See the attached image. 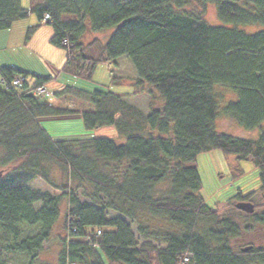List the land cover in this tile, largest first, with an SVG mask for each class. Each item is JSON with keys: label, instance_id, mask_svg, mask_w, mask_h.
<instances>
[{"label": "trees", "instance_id": "1", "mask_svg": "<svg viewBox=\"0 0 264 264\" xmlns=\"http://www.w3.org/2000/svg\"><path fill=\"white\" fill-rule=\"evenodd\" d=\"M190 3L201 14L212 5L221 25L185 11ZM31 10L52 27L50 43L65 50L67 76L89 82L97 62L125 58L135 73L132 95L146 87L162 107L146 115L119 95L73 87L36 97L49 79L34 76L30 84L27 74L0 69V264H16L14 257L39 264L61 219L58 264H264V249L232 252L240 229L229 213L205 204L195 166L197 156L211 152L251 158L264 192V0H33ZM26 17L20 0H0V31ZM255 26L260 30L244 31ZM107 32L103 44H85L88 35ZM94 45L100 46L96 59L88 55ZM216 86L235 101L220 108ZM59 98L72 99L77 110L59 108ZM75 115L86 132L111 127L116 136L54 140L40 121ZM220 116L257 138L218 133ZM48 162L93 204L50 183ZM35 179L61 194L33 189ZM253 196L238 193L232 200L249 203ZM235 205L247 231L255 224L264 229V200L252 214ZM107 211L119 217L108 219ZM31 228L38 231L25 236Z\"/></svg>", "mask_w": 264, "mask_h": 264}, {"label": "rangeland", "instance_id": "2", "mask_svg": "<svg viewBox=\"0 0 264 264\" xmlns=\"http://www.w3.org/2000/svg\"><path fill=\"white\" fill-rule=\"evenodd\" d=\"M22 9L27 11V17L24 20L12 24L11 28L0 31V69L8 68L13 71L27 74L26 81L34 82V76L49 79L47 84L49 89L56 90L60 87H73L88 93L94 90L108 91L119 95L126 103L138 108L143 114H148L152 110L160 109L162 101L153 93H150L146 87L136 88L135 91V73L130 63L125 58H120L114 63L104 64L97 62L91 81H83L67 76L64 72L66 64L65 50L55 47L50 43L53 30L49 24L38 20L37 15L32 12L33 0H20ZM201 8L194 3H190L185 11L199 14L210 25H221L217 19L215 8L207 5L204 14H201ZM260 28L247 27L244 31L252 34L259 31ZM107 33L91 36L88 35L84 41L85 44L92 43L94 40L101 45L108 37ZM95 46L88 51V55L96 59L99 55L98 48ZM125 61V62H123ZM119 78V81L113 82V78ZM213 93L217 102L222 108L226 103L235 101V95L222 87L216 86ZM70 100V101H69ZM73 105V108L69 107ZM56 106L65 110H77V104L72 99H61L56 102ZM45 122L46 133L54 140L58 139H88V138H114L115 131L111 127H103L92 132H86L82 125L80 115L72 117H58L41 119ZM215 130L218 133H224L234 138L255 140L257 133L247 132L239 128L231 119L220 116L215 123ZM195 166L201 182L199 191L200 197L205 204L212 209H220L224 214H230L232 219L240 229V235L237 239L230 242L232 252H239L240 249L251 246L253 249H264V229L258 225H252L251 231H247V220L233 211L232 206L237 204L235 199L239 193L245 196L249 193L254 194L250 204L256 206L262 203V193H259L260 179L259 172L255 168L251 158L238 160L233 156H224L219 152H211L197 156ZM44 171L48 176L50 183L57 185L61 191L73 190L79 202L88 205L93 204L89 197L84 194L87 192L83 188H77L56 165L48 162L44 164ZM30 186L35 190L49 192L53 195L61 194L51 187V185L40 179H35ZM231 200L229 203L228 201ZM224 209V210H222ZM63 215L66 213V205L63 206ZM119 215L107 211V218H116ZM136 226L132 224L131 231L137 242V247L143 245L135 232ZM63 230V219H61L53 229V235L49 242L43 244V251L39 255V264H58L59 254L62 243L57 239ZM38 231L31 228L26 231L25 236H33ZM155 248L158 244L148 241ZM104 263H106L104 253L99 251ZM16 264H26L24 259L12 258Z\"/></svg>", "mask_w": 264, "mask_h": 264}, {"label": "water", "instance_id": "3", "mask_svg": "<svg viewBox=\"0 0 264 264\" xmlns=\"http://www.w3.org/2000/svg\"><path fill=\"white\" fill-rule=\"evenodd\" d=\"M5 171H0V179L4 175ZM262 198L264 200V193L262 195ZM235 208L245 214H252L254 211L253 205L250 203H238L235 205ZM251 249V247L243 248L241 251L243 253L248 252Z\"/></svg>", "mask_w": 264, "mask_h": 264}, {"label": "built area", "instance_id": "4", "mask_svg": "<svg viewBox=\"0 0 264 264\" xmlns=\"http://www.w3.org/2000/svg\"><path fill=\"white\" fill-rule=\"evenodd\" d=\"M44 20H49V16L48 15H45L44 16ZM13 86H19V81H14L13 82ZM36 97H48V96H51L52 94L44 87H41L39 89H37L35 91V94H34Z\"/></svg>", "mask_w": 264, "mask_h": 264}, {"label": "crops", "instance_id": "5", "mask_svg": "<svg viewBox=\"0 0 264 264\" xmlns=\"http://www.w3.org/2000/svg\"><path fill=\"white\" fill-rule=\"evenodd\" d=\"M45 125H47V124H46L45 122H43V123H42V126H43L44 128H45ZM45 130H46V129H45ZM59 235H60L59 237L61 238V237H62V232H61Z\"/></svg>", "mask_w": 264, "mask_h": 264}]
</instances>
